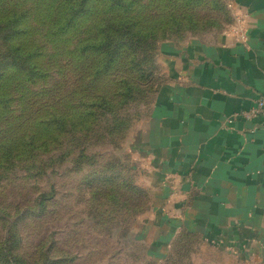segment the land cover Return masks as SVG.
Wrapping results in <instances>:
<instances>
[{"label": "rangeland", "instance_id": "rangeland-1", "mask_svg": "<svg viewBox=\"0 0 264 264\" xmlns=\"http://www.w3.org/2000/svg\"><path fill=\"white\" fill-rule=\"evenodd\" d=\"M228 3L203 0L193 8L199 17L197 27L178 29L155 42V85L115 113L117 118L126 114L125 127L107 132L106 124L112 119L100 108L90 120V129L79 121L71 128L66 118L57 138L49 133L47 144L32 150L34 155L37 152L34 163L30 157L16 158L12 170L1 173L0 251H6V246L17 255L12 264L19 260L21 264H264L236 249L205 244L185 231L176 234L162 257H154L141 239L140 228L152 231L147 219L164 200V191L153 188L151 173L138 166L136 155V139L148 127L150 107L167 81L169 55L161 49L169 51L191 39L215 36L232 19ZM85 34L81 26L67 38L79 40ZM64 46L46 44L44 65L50 76L43 84V89H49L45 98L63 95L81 82L82 69L64 56Z\"/></svg>", "mask_w": 264, "mask_h": 264}, {"label": "crops", "instance_id": "crops-1", "mask_svg": "<svg viewBox=\"0 0 264 264\" xmlns=\"http://www.w3.org/2000/svg\"><path fill=\"white\" fill-rule=\"evenodd\" d=\"M228 1L215 36L161 49L167 81L136 139L138 166L164 191L152 231L140 228L154 257L186 231L264 260V114L242 116L264 95V0Z\"/></svg>", "mask_w": 264, "mask_h": 264}, {"label": "trees", "instance_id": "trees-1", "mask_svg": "<svg viewBox=\"0 0 264 264\" xmlns=\"http://www.w3.org/2000/svg\"><path fill=\"white\" fill-rule=\"evenodd\" d=\"M202 1L0 0V176L12 170L16 158L30 157L34 163L37 152L32 150L47 144L49 133L57 138L66 118L71 128L79 121L90 129L100 108L112 119L107 132L125 127L126 114L117 118L115 113L155 85V42L178 29L197 27L193 8ZM81 26L86 34L68 40ZM50 41L55 47L65 43L64 56L77 62L82 72L79 84L45 98L49 89L43 84L50 74L44 62ZM39 96L41 102L33 101ZM5 249L0 264L16 262L17 255Z\"/></svg>", "mask_w": 264, "mask_h": 264}, {"label": "built area", "instance_id": "built-area-1", "mask_svg": "<svg viewBox=\"0 0 264 264\" xmlns=\"http://www.w3.org/2000/svg\"><path fill=\"white\" fill-rule=\"evenodd\" d=\"M264 114V95L257 98L254 106L244 111L242 116L246 119H252Z\"/></svg>", "mask_w": 264, "mask_h": 264}]
</instances>
